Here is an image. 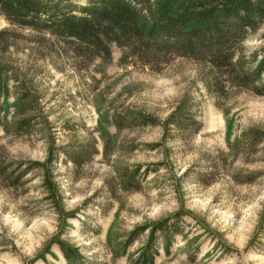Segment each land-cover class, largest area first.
Wrapping results in <instances>:
<instances>
[{
	"label": "rangeland",
	"instance_id": "rangeland-1",
	"mask_svg": "<svg viewBox=\"0 0 264 264\" xmlns=\"http://www.w3.org/2000/svg\"><path fill=\"white\" fill-rule=\"evenodd\" d=\"M117 1L126 40L102 0H0L23 38L0 59L42 106L30 133L0 126L30 167L0 182V264H264V0ZM91 140L83 165L62 153Z\"/></svg>",
	"mask_w": 264,
	"mask_h": 264
},
{
	"label": "trees",
	"instance_id": "trees-1",
	"mask_svg": "<svg viewBox=\"0 0 264 264\" xmlns=\"http://www.w3.org/2000/svg\"><path fill=\"white\" fill-rule=\"evenodd\" d=\"M10 3V0H6ZM103 3L109 5L113 12L114 16L112 19L113 30L115 34L124 39H128L129 36V27L127 14L118 3L117 0H102ZM14 19L19 23L22 22L17 15L14 14ZM15 21V20H14ZM71 21V16L68 18V23ZM14 26L5 27L0 29V54H3L8 50L9 47L19 43V40L22 38L20 34L13 29ZM23 39V38H22ZM40 42H44L45 38H39ZM13 80L16 82L14 85V92L16 98L13 106V114L10 119L0 118V126L3 127L6 134H25L30 133L36 125L41 122L42 115V106L40 102V96L32 89L31 84L24 77L21 78V74L17 71L14 65H10L3 62L0 59V93L4 92L8 94V81ZM53 148V147H52ZM51 150L48 159V163H52L53 157H57L59 153ZM62 153L72 162L74 165L80 166L92 159L95 153H97V147L94 140L88 141L86 143H80L72 146L71 148H63ZM33 167H39L44 170V173L48 172L47 163L34 161L32 162ZM25 162H13L8 161L3 156H0V182L4 183L6 186L19 187L24 183L23 178L30 171V167L22 169V165ZM43 186L50 197H55L58 189L54 181H50L47 178H43ZM58 195V194H57ZM49 197V196H48Z\"/></svg>",
	"mask_w": 264,
	"mask_h": 264
}]
</instances>
